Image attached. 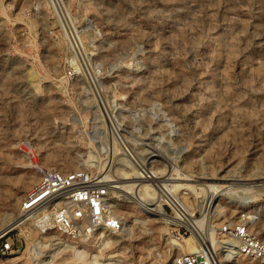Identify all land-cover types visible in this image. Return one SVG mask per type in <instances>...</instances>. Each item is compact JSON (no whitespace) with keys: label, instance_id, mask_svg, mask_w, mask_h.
Segmentation results:
<instances>
[{"label":"rangeland","instance_id":"obj_1","mask_svg":"<svg viewBox=\"0 0 264 264\" xmlns=\"http://www.w3.org/2000/svg\"><path fill=\"white\" fill-rule=\"evenodd\" d=\"M35 165L137 183L109 188L120 231L71 237L29 217L0 264H174L187 253L264 264L229 261L220 245L241 213L264 241V193L248 185L264 165V0H0L9 220Z\"/></svg>","mask_w":264,"mask_h":264},{"label":"built area","instance_id":"obj_2","mask_svg":"<svg viewBox=\"0 0 264 264\" xmlns=\"http://www.w3.org/2000/svg\"><path fill=\"white\" fill-rule=\"evenodd\" d=\"M38 178L20 204L22 219L45 211L50 229L71 237L92 236L100 231L118 232L120 217L111 209L109 184L85 169L69 172L35 165ZM43 220L42 221H46ZM248 216L241 213L238 220L221 226L222 248L229 255L256 259L264 263V241L248 229ZM41 222V221H40ZM12 228L0 233V256L17 251L15 239L7 235ZM228 242L235 247L229 252ZM174 264H215L211 254H181Z\"/></svg>","mask_w":264,"mask_h":264},{"label":"bare ground","instance_id":"obj_3","mask_svg":"<svg viewBox=\"0 0 264 264\" xmlns=\"http://www.w3.org/2000/svg\"><path fill=\"white\" fill-rule=\"evenodd\" d=\"M124 154V153H123ZM126 154H128V153H126ZM152 157H154V156H157L158 155V153H152V154H150ZM148 157V156H147ZM158 157V156H157ZM123 158V157H122ZM121 157H120V159H122ZM237 160V159H236ZM65 164H67V165H69V166H72V165H74V157H70V156H68L66 159H65V162H64ZM262 167H261V169L259 170V173H257V177H256V179H258V183L256 182V183H253V184H248L249 185V187L252 189V188H256L255 190H253V192H255V191H257L256 193H264V165H261ZM2 172V171H1ZM0 172V181H2L4 178H6V177H8V175L5 173H1ZM126 175V174H125ZM24 177V176H23ZM149 178V177H148ZM251 178V177H250ZM2 179V180H1ZM10 179V178H9ZM8 179V180H9ZM120 179V178H119ZM185 179V178H184ZM6 180V179H5ZM136 179H135V177H124V178H122V179H120V180H118L117 179V181H110V180H107L109 183V188H114V189H116V190H118V191H121V192H123L124 194H128L129 193V191H133L134 189H135V183H137L136 181H135ZM10 181V180H9ZM14 181V180H13ZM255 181V180H254ZM15 182H17V185H20V187H22V189L23 188H27V186H29V184H30V182H31V178H28V176L27 177H24V178H22V177H15ZM127 182H129V184H127ZM1 183V182H0ZM113 183V184H112ZM2 184V183H1ZM33 185V184H32ZM172 185V184H171ZM147 187H148V185H147ZM151 187V186H150ZM6 188V187H5ZM113 189V190H114ZM152 189V188H151ZM146 190H147V192L149 191V189L148 188H146ZM117 191V192H118ZM120 193V192H119ZM118 193V194H119ZM122 193V194H123ZM252 194V193H251ZM4 195H5V193L4 194H1V196L5 199L6 197H4ZM148 196V193H147V195H146V197ZM214 195H213V198L212 199H214ZM117 198V197H116ZM170 199H171V201L172 202H174V204H176V206L178 205L179 206V202L175 199V198H173V197H169ZM109 199V198H108ZM10 200V199H9ZM2 201H4L3 199H2ZM8 201V200H7ZM112 202H116V200L115 199H113L112 200ZM177 202H178V204H177ZM16 199H11L10 201H9V203L6 205V209H5V211H4V213H1L0 214V221L2 220V219H6L7 218V215L9 216V215H11L12 213H13V211H15V208H16ZM113 203V204H114ZM109 204H110V206H111V203H110V201H109ZM5 205V204H4ZM262 207V206H261ZM256 208V207H255ZM3 209V208H2ZM4 210V209H3ZM3 210H1V211H3ZM7 212H9V214L7 213ZM244 214V213H243ZM115 215H117V214H115ZM118 217H120L119 215H117ZM241 216V215H240ZM245 216V215H244ZM9 217H11V216H9ZM18 217V216H17ZM22 217V216H21ZM21 217H18V218H15V219H11V220H9L8 218H7V220L4 222L5 224L2 226V227H0V232H3V231H5L6 229H9V228H14V227H17V226H21L22 228H25V226L23 225L24 224V219H22ZM33 219H35V221H42V219L43 220H46V218H48V216H47V214L45 213V211H41V213H33ZM174 218H175V216H173ZM121 218V217H120ZM240 218V217H239ZM239 218H237V219H235V220H238ZM248 221H247V226H248V229L249 230H251L250 228H249V224H248V222H250L251 221V219L249 218V216H248ZM45 223L47 224V223H49L48 222V220H46L45 221ZM1 224V223H0ZM64 235V234H63ZM171 241H172V243L173 244H175L176 246H179L180 244H179V242H175L176 240L175 239H171ZM184 242L186 243V245H184V247L185 248H187V250L188 251H190V252H192V251H195V249H197V248H195V246H194V243L192 242V240H191V238L189 237V238H186L185 240H184ZM221 245V247H222V244H220ZM227 246L229 247L228 248V250H229V252H235L234 250H235V247H234V245L232 244V243H230V242H228V244H227ZM197 247V246H196ZM230 254V253H229ZM229 254H226V258H227V260H231V258L232 257H234V256H236V255H229ZM175 260V259H174ZM228 262V261H227ZM229 263V262H228Z\"/></svg>","mask_w":264,"mask_h":264}]
</instances>
